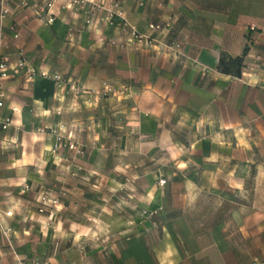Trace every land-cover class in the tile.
<instances>
[{"label": "crops", "instance_id": "1", "mask_svg": "<svg viewBox=\"0 0 264 264\" xmlns=\"http://www.w3.org/2000/svg\"><path fill=\"white\" fill-rule=\"evenodd\" d=\"M51 1L6 0L1 51L11 65L22 58L27 67L57 70L68 61L72 69L83 68L91 83L111 79L108 69L113 68L115 82L142 98L140 149L189 151L201 165L213 167L214 180L236 186L246 181L239 165H253L254 152L264 155V78L255 83L250 68L255 55L263 53L256 42L250 44L239 77L222 74L216 66L221 51L242 53L253 20L247 5L234 10L221 9L234 0H90L77 9L54 0L48 9ZM205 2L211 8L205 9ZM110 9L114 18L106 17ZM49 15L52 23H46ZM64 28L71 34L62 45ZM32 80L23 70L5 81L0 118L9 117L10 125L0 130L1 185L45 167L49 144L40 132V118L48 111L41 106L47 80ZM166 226L158 235L165 247L151 256L152 264H202L206 250L213 251L217 264L264 263V216L228 217L212 225L191 219L185 229L177 222ZM103 249L87 248L85 264L107 258ZM118 256L119 251L112 259Z\"/></svg>", "mask_w": 264, "mask_h": 264}, {"label": "rangeland", "instance_id": "2", "mask_svg": "<svg viewBox=\"0 0 264 264\" xmlns=\"http://www.w3.org/2000/svg\"><path fill=\"white\" fill-rule=\"evenodd\" d=\"M207 3L205 9L211 8ZM245 5L253 18L245 46L249 50L256 42L263 53L255 55L250 67L255 83H260L264 0H234L221 9L244 10ZM63 31L62 45L71 34L69 28ZM30 68V80H47L41 106L48 111L40 118V132L49 145L44 169L28 172L22 181L0 184V264H85L86 249L101 246L107 258L95 257L99 264H152L151 256L165 247L158 235L168 223L185 229L191 219L204 218L212 225L228 217L264 216V155L254 152L253 165H239L246 179L242 185L214 180L213 167L201 165L189 151L178 155L174 150L139 148L142 98L130 86L115 82L113 68L108 69L111 79L93 83L84 78L83 68L72 69L68 61L57 70ZM117 251L121 261L112 259ZM203 259L202 264H217L212 250H206Z\"/></svg>", "mask_w": 264, "mask_h": 264}, {"label": "built area", "instance_id": "3", "mask_svg": "<svg viewBox=\"0 0 264 264\" xmlns=\"http://www.w3.org/2000/svg\"><path fill=\"white\" fill-rule=\"evenodd\" d=\"M52 2H54V0L47 3L48 9L51 7ZM86 2H88V0H65L67 7L83 5ZM8 12H9V9L6 4V0H0V107L3 106L4 104V100L6 97L5 81L10 76V73L25 70L30 76L34 72V69L26 66L25 60L22 58L19 59L15 63V65H11L8 56L1 51L2 46H3V20L8 15ZM114 14H116V12L112 10L109 12L108 15L113 16ZM53 20H54V17L52 15H49L46 20V23H52ZM150 27L156 28L158 26L150 25ZM250 28L253 29L252 26ZM40 74L42 76H45V72L43 71H40ZM9 125H10L9 117L0 118V130H5ZM0 152H1V148H0ZM13 264H39V262L37 260H32L30 262L17 260Z\"/></svg>", "mask_w": 264, "mask_h": 264}, {"label": "trees", "instance_id": "4", "mask_svg": "<svg viewBox=\"0 0 264 264\" xmlns=\"http://www.w3.org/2000/svg\"><path fill=\"white\" fill-rule=\"evenodd\" d=\"M248 47L244 46L242 53L236 56H231L223 51L219 53L216 69L222 74H227L234 77L241 75L244 67V60L247 54Z\"/></svg>", "mask_w": 264, "mask_h": 264}]
</instances>
